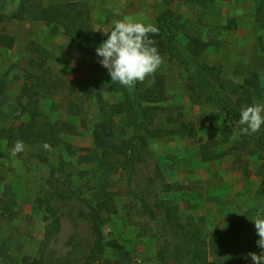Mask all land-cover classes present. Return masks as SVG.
<instances>
[{"label": "rangeland", "instance_id": "rangeland-1", "mask_svg": "<svg viewBox=\"0 0 264 264\" xmlns=\"http://www.w3.org/2000/svg\"><path fill=\"white\" fill-rule=\"evenodd\" d=\"M58 1L81 3L89 9L93 27L104 31H111L113 21L125 16L144 18L156 26V17L171 9L170 25L186 48L201 61L221 67L227 79L250 87L254 102L264 103V20L255 16L264 13V0L214 1L208 7L182 0H43L45 5ZM17 2L2 4L0 12L10 14ZM0 30L16 40L13 48L2 49L0 55V264H24L23 257L38 255L46 224L37 198L48 188L53 169L68 184L82 188V197L91 201L90 207L79 199L64 205L62 229L48 252L54 264H84L96 239L90 212L105 235L103 254L90 264H135L136 255L146 264H191L190 258L180 263L168 253L161 254V243L153 236L161 228L140 214V197L177 205L183 220L197 223L208 238L216 233L237 237L238 227L253 222L264 201L260 153L254 148L231 152L238 137L232 118L222 110V100L189 97L185 73L157 33L150 38L164 58L157 70L162 79L148 78L145 86L159 94L165 105L181 106L186 118L196 123L197 134L152 139L148 163L141 166L139 179L129 181L126 171L104 158L102 150L125 153L109 130L110 105L129 99L142 118L141 90L115 88L119 83L112 82L96 51H76L58 25L6 20ZM33 42L40 44V53L33 51ZM47 68L58 77V91L40 94V107L50 121L70 124L63 139L73 151L64 144L51 147L45 163L29 145L13 156L9 130L27 120L22 110L26 100L21 99L29 84L26 74ZM73 103L79 111H71ZM154 164L174 190H165L155 176ZM105 199L116 204V214L103 209ZM235 242L230 238L210 246V260ZM253 252L260 254L261 249ZM230 264L253 262L247 256Z\"/></svg>", "mask_w": 264, "mask_h": 264}, {"label": "trees", "instance_id": "trees-1", "mask_svg": "<svg viewBox=\"0 0 264 264\" xmlns=\"http://www.w3.org/2000/svg\"><path fill=\"white\" fill-rule=\"evenodd\" d=\"M9 0H0L6 2ZM189 5L208 7L214 1L229 0H182ZM77 1H58L45 5L43 0H18V5L10 14L0 12V24L6 20L40 21L48 25H58L64 30L74 48L79 53L96 51L97 47L108 38L110 31L97 30L93 27L92 16L89 9H85ZM173 11L168 9L156 17L158 37L161 39L172 59L179 62L186 76V91L191 99L216 101L222 100V110L233 120L238 139L231 148V152L241 153L256 149L262 160L264 170V126L258 133L242 135L239 125L241 109L254 103L252 89L243 83L227 79L224 71L217 65L203 62L194 56L178 37L171 27L170 20ZM256 20H264V13H257ZM235 26V25H233ZM15 37L4 30H0V55L1 50L13 48ZM33 51L41 52L39 43H31ZM29 84L25 87L21 99L26 100L22 105L23 115L27 117L20 125L12 126L9 130L10 144L22 140L25 145L35 147L36 156L41 162H48L47 152L43 145L49 144L52 148L63 144L70 151L72 146L65 142L63 134L68 133L70 124L63 120L50 121L40 107V94H55L58 91V77L47 68L43 72H29L26 74ZM154 79H162L157 71ZM115 84V88H120ZM135 87L141 90L143 105L142 118L138 116L134 103L125 99L110 105L109 130L112 137L118 140L125 153L104 148V158L113 161L128 174L129 181L139 179L140 168L148 163L150 155V142L152 139L173 138L176 136L194 137L197 134L195 122L186 118L181 106H170L163 103L164 99L152 88L137 82ZM71 111H79L78 106L71 104ZM50 147V148H51ZM155 165V176L166 191L174 190L166 181L161 168ZM62 171V168L58 169ZM57 169H53L48 179V188L37 198L38 207L44 212L45 234L38 248V255L25 256L24 264H54L48 256L49 247L62 229V216L64 205L74 199H79L91 206V201L85 199L82 188H75L68 184L67 179L56 176ZM183 186L177 187L181 189ZM141 198L140 214L157 223L160 233L153 236L161 243V254L168 253L173 261L184 262L189 259L191 264H230L241 261L248 253L255 251L259 239L255 224L248 222L237 230V237H229L226 233H216L208 238L202 227L194 222H186L180 214V208L166 199L156 198L150 201ZM264 198V193H263ZM103 209L111 214L118 212L115 203L108 199L101 202ZM262 208H264V201ZM89 216L95 222L96 239L91 247L84 264H90L99 259L104 252L105 235L101 225L97 222L94 213ZM241 233L240 236L238 235ZM236 240L228 247L226 252L218 255L213 261L209 258L210 246L219 245L227 239ZM64 264H75L67 261Z\"/></svg>", "mask_w": 264, "mask_h": 264}, {"label": "clouds", "instance_id": "clouds-1", "mask_svg": "<svg viewBox=\"0 0 264 264\" xmlns=\"http://www.w3.org/2000/svg\"><path fill=\"white\" fill-rule=\"evenodd\" d=\"M158 28L146 22L144 18L125 16L123 19L114 20L113 28L96 49V54L102 59L99 63L108 69L113 83L129 89L134 88L137 82L143 83L149 77H154L156 71L164 63L155 41L150 34L158 33ZM239 125L242 135L258 133L264 126V103L254 102L241 109ZM43 147L50 150V145L45 143ZM25 144L17 140L11 150L13 156L23 152ZM256 233L259 237L257 246L260 254L248 253L253 264H264V208L259 209L256 217L252 219Z\"/></svg>", "mask_w": 264, "mask_h": 264}, {"label": "built area", "instance_id": "built-area-1", "mask_svg": "<svg viewBox=\"0 0 264 264\" xmlns=\"http://www.w3.org/2000/svg\"><path fill=\"white\" fill-rule=\"evenodd\" d=\"M134 258L135 264H146L145 262H143V259L140 255H136Z\"/></svg>", "mask_w": 264, "mask_h": 264}, {"label": "crops", "instance_id": "crops-1", "mask_svg": "<svg viewBox=\"0 0 264 264\" xmlns=\"http://www.w3.org/2000/svg\"><path fill=\"white\" fill-rule=\"evenodd\" d=\"M9 1H11V0H9ZM18 1V0H17ZM6 2H8V1H6ZM6 2H1L0 3V6L2 5V4H4V3H6ZM18 3V2H17ZM18 5V4H17ZM16 8H17V6H16ZM2 10V9H1ZM14 10V9H13ZM13 10H11V12L13 11ZM1 12H3V11H1ZM4 13V12H3Z\"/></svg>", "mask_w": 264, "mask_h": 264}]
</instances>
